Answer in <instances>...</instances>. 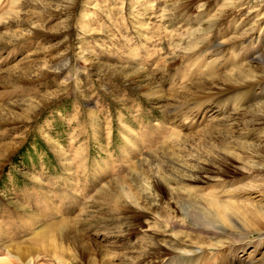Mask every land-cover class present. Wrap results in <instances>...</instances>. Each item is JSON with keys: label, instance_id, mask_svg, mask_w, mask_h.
I'll return each mask as SVG.
<instances>
[{"label": "rangeland", "instance_id": "1", "mask_svg": "<svg viewBox=\"0 0 264 264\" xmlns=\"http://www.w3.org/2000/svg\"><path fill=\"white\" fill-rule=\"evenodd\" d=\"M238 70L264 75V0H0V264H264L238 215L184 212L264 209Z\"/></svg>", "mask_w": 264, "mask_h": 264}, {"label": "bare ground", "instance_id": "2", "mask_svg": "<svg viewBox=\"0 0 264 264\" xmlns=\"http://www.w3.org/2000/svg\"><path fill=\"white\" fill-rule=\"evenodd\" d=\"M230 76L231 77L228 78V81L230 82L229 89L231 91H235V90L238 91V90L245 88L248 85H251L254 82H259L258 78L264 79V75L259 76V77H256L254 75L250 76L241 70L233 71ZM242 78L245 80L241 81ZM259 121L261 125L264 124V114L261 116ZM203 169L208 170V168L206 167H203ZM262 172H264V169ZM125 194L130 195L131 197H134V194H132L130 190H128L127 193ZM207 204H209V206L203 207V206L196 205V203H193L189 205V208H187L186 206L187 210L184 211L186 217L190 218L194 222V224L197 225V227L203 228V232L212 233V234H219L223 232L224 230H226L225 229L226 226L228 227L229 225H231L228 222H231L232 214H234V215L239 216V218L244 222L245 224L244 226H247L248 228L247 230L249 231L240 230L236 233H233V236H231L230 239L239 240L240 237H243V236L246 237L248 234H251L255 231L257 232L260 231L261 236H264V209L262 207L258 206L254 208H249L248 206H251V205L248 204L247 206L248 208H247L246 206H242L240 203L239 204L241 206L238 204L239 207H237L234 201L229 200L226 202H221L216 198L210 199L209 203ZM186 208H183V209H186ZM55 230L59 231L58 229H55ZM224 243L225 242L221 244L224 245ZM219 248H221V246H219Z\"/></svg>", "mask_w": 264, "mask_h": 264}]
</instances>
